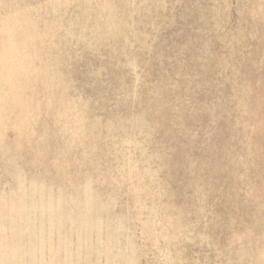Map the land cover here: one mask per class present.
Instances as JSON below:
<instances>
[{"label":"rangeland","instance_id":"obj_1","mask_svg":"<svg viewBox=\"0 0 264 264\" xmlns=\"http://www.w3.org/2000/svg\"><path fill=\"white\" fill-rule=\"evenodd\" d=\"M263 259L264 0H0V264Z\"/></svg>","mask_w":264,"mask_h":264},{"label":"bare ground","instance_id":"obj_2","mask_svg":"<svg viewBox=\"0 0 264 264\" xmlns=\"http://www.w3.org/2000/svg\"><path fill=\"white\" fill-rule=\"evenodd\" d=\"M51 6V5H50ZM53 7V6H52ZM54 11V10H53ZM59 28V27H58ZM61 28V27H60ZM238 44V43H237ZM213 69V68H212ZM126 88V87H125ZM151 100H153V98L151 99ZM122 104V103H121ZM259 111V110H258ZM10 114V113H9ZM222 118V117H221ZM205 120V119H204ZM114 123V122H113ZM177 124V123H176ZM145 133V132H144ZM149 134V133H148ZM131 142H133L132 140H130ZM126 144V143H125ZM251 144V143H250ZM247 148H248V146H247ZM232 153V152H231ZM117 154V153H116ZM81 157V156H80ZM163 186V185H162ZM178 187V186H177ZM244 190V189H243ZM92 198V197H91ZM86 199H87V197H86ZM72 200V199H71ZM86 202V201H85ZM52 203V202H51ZM91 203V202H90ZM111 221V220H110ZM107 224V223H106ZM115 228V227H114ZM99 231V230H98ZM97 231V232H98ZM34 232V231H33ZM34 235V234H33ZM53 236V235H52ZM37 242V241H36ZM52 242V241H51ZM49 245V244H48ZM50 246V245H49ZM69 248V247H68ZM70 249V248H69ZM68 249V250H69ZM43 251V250H42ZM70 252V251H69ZM43 253V252H42ZM58 254V253H57ZM235 255V254H234ZM236 256V255H235ZM244 256V255H243ZM242 257V256H241ZM230 260V259H229ZM261 264H264V259L262 260V263Z\"/></svg>","mask_w":264,"mask_h":264}]
</instances>
